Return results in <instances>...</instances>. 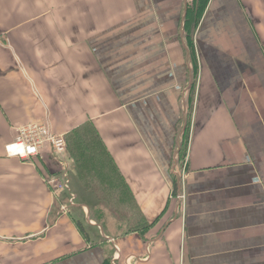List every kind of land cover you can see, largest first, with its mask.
Wrapping results in <instances>:
<instances>
[{"label": "crops", "instance_id": "1", "mask_svg": "<svg viewBox=\"0 0 264 264\" xmlns=\"http://www.w3.org/2000/svg\"><path fill=\"white\" fill-rule=\"evenodd\" d=\"M194 3L0 0V264H264V0H210L192 50ZM31 122L95 130L72 207L6 153Z\"/></svg>", "mask_w": 264, "mask_h": 264}, {"label": "built area", "instance_id": "2", "mask_svg": "<svg viewBox=\"0 0 264 264\" xmlns=\"http://www.w3.org/2000/svg\"><path fill=\"white\" fill-rule=\"evenodd\" d=\"M15 140L6 146V153L9 157H16L30 161L34 158L42 157L44 151L49 150L53 160L61 167L59 174L48 179L54 195L59 197L61 193L71 191V182L64 159L67 153V141L62 135L55 134L49 124L31 122L15 128ZM177 199L184 202L185 194L181 193ZM75 205V195L70 193L69 207ZM64 212L68 211V206H64Z\"/></svg>", "mask_w": 264, "mask_h": 264}, {"label": "trees", "instance_id": "3", "mask_svg": "<svg viewBox=\"0 0 264 264\" xmlns=\"http://www.w3.org/2000/svg\"><path fill=\"white\" fill-rule=\"evenodd\" d=\"M210 0H195V3L192 8H189L187 13V22L185 25V33L187 40L189 41V46L193 50V34L195 33L196 28L198 27V24L206 11L208 4ZM95 130L90 125L80 128L78 131H76L74 134H71L69 137L66 138L68 147L72 155H74L77 158L78 163L80 164L82 161H84L85 154H87L88 158V152L90 148H94L89 144L90 141H95V139L92 137L94 135ZM87 135V136H86ZM98 147V145H97ZM96 147V148H97ZM95 149V148H94ZM104 162L106 166H113V163L108 159V157H104ZM94 189H100L102 193L106 192V194L113 193L114 186H106L104 188H94ZM175 191L177 190V186L174 187ZM106 206H109L113 209H115L114 202H107L105 204ZM105 264H110L109 260L105 262Z\"/></svg>", "mask_w": 264, "mask_h": 264}, {"label": "rangeland", "instance_id": "4", "mask_svg": "<svg viewBox=\"0 0 264 264\" xmlns=\"http://www.w3.org/2000/svg\"><path fill=\"white\" fill-rule=\"evenodd\" d=\"M69 178H70V176H69ZM70 182H71V180H70Z\"/></svg>", "mask_w": 264, "mask_h": 264}]
</instances>
